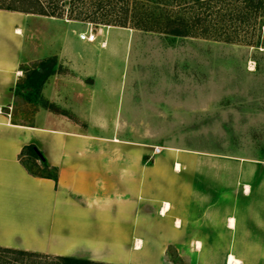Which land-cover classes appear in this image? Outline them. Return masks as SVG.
Here are the masks:
<instances>
[{"label": "crops", "instance_id": "1", "mask_svg": "<svg viewBox=\"0 0 264 264\" xmlns=\"http://www.w3.org/2000/svg\"><path fill=\"white\" fill-rule=\"evenodd\" d=\"M30 16L0 8V246L167 264L165 247L173 244L188 257L191 247L200 249L206 261L230 264L232 255L235 264H264V161L142 140V108L111 125L96 120L109 135L80 128L83 113L70 93L74 85L86 89L94 75L71 61L44 83V95L60 106L56 125L13 119L22 65L34 59L33 52L23 59ZM66 31L56 35V68ZM129 117L139 118L138 129ZM30 143L58 168L57 181L32 175L20 162Z\"/></svg>", "mask_w": 264, "mask_h": 264}, {"label": "rangeland", "instance_id": "2", "mask_svg": "<svg viewBox=\"0 0 264 264\" xmlns=\"http://www.w3.org/2000/svg\"><path fill=\"white\" fill-rule=\"evenodd\" d=\"M40 1L58 7L54 16L26 12L31 16L23 59L32 52L34 59L22 65L21 86L41 61L53 58L56 65L55 53L62 45L56 35L67 29L63 45L71 58L62 50L64 56L54 70L66 72L67 61H71L87 66L84 73L94 75L86 89L74 85L76 92L70 93L69 100L83 113L76 118L82 121L80 128L109 135L110 131L97 127L96 120L111 125L123 119L128 109L137 114L142 108V140L264 161V45L257 43V38L264 42V34L259 35L253 22L230 27L233 41L175 36L137 27L145 0H74L71 5L67 0ZM24 2L0 0L5 6H23ZM180 7L177 4L174 10ZM123 12L127 13L125 26L99 19L116 18ZM80 33H95L96 39L88 43ZM101 40L105 45H100ZM45 81L38 95H28L20 87L13 106L15 121L56 125L53 119L61 118L57 114L60 106L44 95V89L50 92ZM138 119L129 117L128 121L138 129ZM198 250L191 247L188 257L168 244L167 264H226L225 260H203Z\"/></svg>", "mask_w": 264, "mask_h": 264}, {"label": "trees", "instance_id": "3", "mask_svg": "<svg viewBox=\"0 0 264 264\" xmlns=\"http://www.w3.org/2000/svg\"><path fill=\"white\" fill-rule=\"evenodd\" d=\"M66 1V0H64ZM74 4V0H67ZM182 5L174 10L176 5ZM47 7L49 9H47ZM57 4L45 6L40 0H25L23 6L13 4L1 5L0 8L32 12L42 15H56ZM116 18H99L104 23L125 26L127 13ZM80 16V14L78 15ZM87 17H89L87 15ZM229 22L230 25L226 23ZM247 25L253 22L259 35L264 23V0H145L142 4V22L137 25L143 30H154L175 36L202 35L214 39L224 38L233 41L234 35L228 30L234 28L235 23ZM240 28V27H239ZM225 36H221V35ZM258 44H263L257 38ZM55 60L49 58L41 61L38 67L26 74L21 86L16 83L15 95L22 89L27 94L38 95L41 86L48 75L54 72ZM19 160L34 176L47 177L57 181L58 168L47 163L42 151L33 143L26 144L20 151ZM37 168H33L31 164ZM0 264H115L90 260L74 255H56L25 249L0 246Z\"/></svg>", "mask_w": 264, "mask_h": 264}, {"label": "built area", "instance_id": "4", "mask_svg": "<svg viewBox=\"0 0 264 264\" xmlns=\"http://www.w3.org/2000/svg\"><path fill=\"white\" fill-rule=\"evenodd\" d=\"M79 37L81 39H86L88 41H94L96 39V34L95 33H80ZM160 150V147L155 146L153 153L158 152Z\"/></svg>", "mask_w": 264, "mask_h": 264}, {"label": "bare ground", "instance_id": "5", "mask_svg": "<svg viewBox=\"0 0 264 264\" xmlns=\"http://www.w3.org/2000/svg\"><path fill=\"white\" fill-rule=\"evenodd\" d=\"M229 263H230V264H235V263H237V260L234 259V257L231 255V256L229 257Z\"/></svg>", "mask_w": 264, "mask_h": 264}]
</instances>
